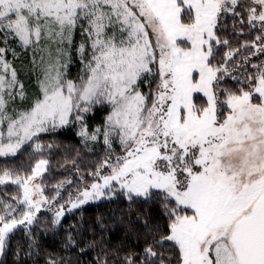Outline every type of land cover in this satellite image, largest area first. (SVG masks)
I'll list each match as a JSON object with an SVG mask.
<instances>
[{
	"label": "snow or ice",
	"instance_id": "6c2138e0",
	"mask_svg": "<svg viewBox=\"0 0 264 264\" xmlns=\"http://www.w3.org/2000/svg\"><path fill=\"white\" fill-rule=\"evenodd\" d=\"M0 264H264V0H0Z\"/></svg>",
	"mask_w": 264,
	"mask_h": 264
}]
</instances>
